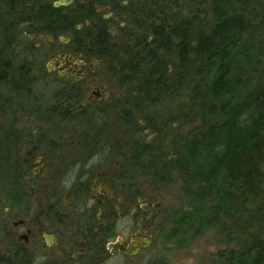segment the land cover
Returning <instances> with one entry per match:
<instances>
[{
    "label": "flooded vegetation",
    "instance_id": "flooded-vegetation-1",
    "mask_svg": "<svg viewBox=\"0 0 264 264\" xmlns=\"http://www.w3.org/2000/svg\"><path fill=\"white\" fill-rule=\"evenodd\" d=\"M176 1L0 0V264H126L151 245L160 206L124 162L159 134L143 129V152L127 95L152 32L189 18Z\"/></svg>",
    "mask_w": 264,
    "mask_h": 264
},
{
    "label": "trees",
    "instance_id": "trees-1",
    "mask_svg": "<svg viewBox=\"0 0 264 264\" xmlns=\"http://www.w3.org/2000/svg\"><path fill=\"white\" fill-rule=\"evenodd\" d=\"M212 3L214 20L208 31L193 29L197 23L193 15H180L173 25L167 27L165 22L152 32L155 45L146 44L144 63L136 69L143 80L134 88L137 101L135 112L127 111L128 122L140 119L147 124L143 129L154 131L153 111L139 108L140 103L156 104L187 91L191 114L182 118H198L200 127L188 133L175 160L163 162L157 153L148 161L155 176H164L170 163L179 164L185 152L198 160L189 201L194 213L181 211L177 221L182 227L174 231L183 232L185 225L197 222L199 232L241 206L246 216L257 221L249 227L260 231L247 227V236L238 237V247L220 255L222 264H264V223H260L264 222V0ZM235 189L252 208L245 207L246 201L239 205L229 201Z\"/></svg>",
    "mask_w": 264,
    "mask_h": 264
},
{
    "label": "rangeland",
    "instance_id": "rangeland-1",
    "mask_svg": "<svg viewBox=\"0 0 264 264\" xmlns=\"http://www.w3.org/2000/svg\"><path fill=\"white\" fill-rule=\"evenodd\" d=\"M212 2L213 0L176 1L171 10L172 12L178 10L179 14L193 15L197 19V23L193 26V29L199 26L202 31L204 29L208 31L214 20ZM133 72L135 75H138L136 67ZM170 72L173 73L172 67L170 68ZM140 77L142 78L143 76L140 74ZM142 80L139 79L138 81ZM137 82L134 80L132 83L136 84ZM137 84L139 85V83ZM128 90L127 111L130 110L132 115L135 110L131 102L134 91L132 89ZM187 98V91L180 90L174 98L163 97L156 104H152L147 100L144 103L141 102L139 105V108L145 106V109L151 110V113L153 111V117L155 118L153 124L154 131L159 132V138L155 140L152 147L158 153V159L163 162L168 163L178 158V155L182 152V143L187 138L188 133L200 127V120L198 118L194 120L190 118L184 120L182 118V114L184 113L191 114V107ZM129 119L130 117L127 116V122ZM138 122L146 124L140 119ZM132 123H136V121ZM27 125L15 126L20 131H24ZM59 125L71 131L74 128L70 120L63 121ZM37 126L39 125H32V127L29 125V128L25 130L34 132ZM143 126L139 130L142 134L141 142L144 152L146 151V145L143 142L147 132L143 131ZM130 127V125H127V131ZM53 128L54 126L50 124L40 126L41 132L44 133L43 139L45 142L46 139L55 141L58 138V134L54 132ZM135 131L139 132L138 130ZM66 133L68 136V130ZM131 148L127 144L126 160L124 162L125 169L133 171V174L141 182L140 186L144 192V196H147L150 202L158 203L160 211L152 215L155 231L151 245L142 250L135 258L127 260L126 264H222L220 255L229 249L238 247V237L242 234L247 236V227L256 233L260 231V228L249 227L252 226V223L255 225L257 221L253 220V222L250 216L244 214L242 207L237 206L236 212L231 211L228 215L222 216L219 222L212 224L211 227H204L198 232L197 227L199 225L197 222H194L193 225H185L182 228L183 232H180V230L179 233H175V229L182 227V225L178 226L181 221H177L179 220L181 211L185 210L189 213H194L191 210L189 201L194 191V182L197 180L196 176L198 173L196 169L198 170L199 165L197 158L191 157L189 151L187 154L185 152V157L179 164L172 162L169 165L168 172L164 176H155L156 170L153 171L151 165L148 164L150 158L144 156L141 158L143 160H134L135 156L131 154ZM154 156L156 157V155ZM153 160H155L154 157ZM239 193V189H235L229 197V201L234 205H239L241 201H246L243 195L239 199ZM1 204L0 218L4 215L3 208L7 207L8 201L5 200ZM244 205L248 209L253 207L248 201ZM123 223L128 224V221L125 220L121 225ZM260 223L263 224L264 222ZM261 235L262 232L260 233ZM106 264H120V261L116 258H111L107 260Z\"/></svg>",
    "mask_w": 264,
    "mask_h": 264
},
{
    "label": "water",
    "instance_id": "water-1",
    "mask_svg": "<svg viewBox=\"0 0 264 264\" xmlns=\"http://www.w3.org/2000/svg\"><path fill=\"white\" fill-rule=\"evenodd\" d=\"M58 5V3H56V6ZM149 244H150V241L149 240H147L146 242H145V244L143 245V248H146V247H148L149 246Z\"/></svg>",
    "mask_w": 264,
    "mask_h": 264
}]
</instances>
